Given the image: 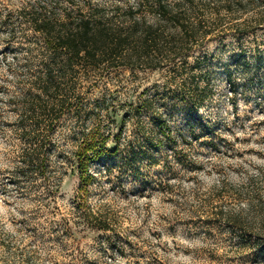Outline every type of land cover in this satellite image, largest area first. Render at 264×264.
Masks as SVG:
<instances>
[{
  "label": "rangeland",
  "instance_id": "374dc122",
  "mask_svg": "<svg viewBox=\"0 0 264 264\" xmlns=\"http://www.w3.org/2000/svg\"><path fill=\"white\" fill-rule=\"evenodd\" d=\"M41 1L0 0V12L9 21ZM10 29L0 28V264H264V30L207 43L177 75L79 74L53 175L18 187ZM95 135L109 152L85 187L75 154Z\"/></svg>",
  "mask_w": 264,
  "mask_h": 264
},
{
  "label": "trees",
  "instance_id": "16d2710c",
  "mask_svg": "<svg viewBox=\"0 0 264 264\" xmlns=\"http://www.w3.org/2000/svg\"><path fill=\"white\" fill-rule=\"evenodd\" d=\"M8 20L0 12V28H11L9 40L18 46L5 71L20 83L10 126L20 143L12 179L21 187L53 175L55 133L76 104L79 74L103 66L184 73L185 59L207 43L264 30V0H126L112 6L47 0L13 9ZM108 152L106 139L96 135L77 150L85 187L90 165Z\"/></svg>",
  "mask_w": 264,
  "mask_h": 264
}]
</instances>
